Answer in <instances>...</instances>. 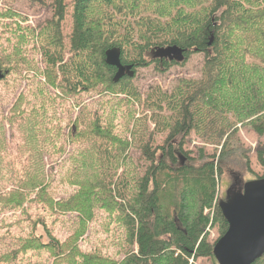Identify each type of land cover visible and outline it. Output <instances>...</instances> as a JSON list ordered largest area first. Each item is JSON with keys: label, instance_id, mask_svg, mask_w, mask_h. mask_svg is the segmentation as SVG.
<instances>
[{"label": "rangeland", "instance_id": "obj_1", "mask_svg": "<svg viewBox=\"0 0 264 264\" xmlns=\"http://www.w3.org/2000/svg\"><path fill=\"white\" fill-rule=\"evenodd\" d=\"M73 1L64 0L66 14L60 27L66 47L63 63L71 58ZM140 8L142 11L135 13L139 15L128 17L125 24L121 17H113L119 22L118 36H124L127 23L129 25V42L125 41L124 49L131 57L138 47L143 48L141 53L146 56L147 49L165 43L163 39L147 40L152 36L144 28L145 21L150 19V23L162 24L165 21L152 13L154 7L143 5ZM53 14L52 0H0V66L11 70L0 82V123L4 126L3 147H0V264H69V259L62 254L59 256L57 249L47 248L51 241L65 245L66 249L71 244V249L77 248L79 255H71L70 264H81V254L120 263L130 250L136 253V246L128 247L126 242L127 230L119 207L127 205V197L131 198L137 191V179L146 173L147 146L153 154L169 146L177 153L179 150L192 152V158H197V162L191 163L194 168L214 162L215 201L210 211L204 210V215L210 213V220L203 235L214 245L221 237L220 224L214 217L218 202L240 194L244 183L264 176V166L256 154L264 145V136L259 137L250 126L240 123L232 128L235 136L225 135L221 141L208 136L205 130L200 134L191 131L184 140L181 134L170 140L172 119L176 114L168 99L178 93L182 82L201 79L204 59L201 54L189 56L182 64L170 65L168 70L158 67L156 61H148L147 54L145 66L137 69L134 79L122 87L121 92L101 83L89 91L75 92L67 82L64 88L68 91L61 92L47 82V67L43 61V49L51 43V38L46 39L47 35L43 38L41 34ZM21 60L27 63L22 65ZM252 60L254 58L246 56L247 62ZM60 81L57 75L56 85ZM27 116L35 122H45V126L39 128V138L48 143L51 135H57L55 143L41 150L45 175H37L36 188L29 186L31 194L25 192L23 185L29 173L26 170L28 156H18L25 149L24 143L6 121ZM226 117L231 122L237 120L233 114ZM97 119L99 122H94ZM95 124L108 133L110 156L105 155L104 161L98 151L102 142L94 138ZM156 158L158 161L163 158L161 151ZM179 161L185 162L184 158ZM219 164L221 176L216 175ZM172 168L175 167L171 165ZM168 173H161L164 194L177 181L171 180ZM183 179L177 182L183 185ZM46 187L49 191L41 194L39 191ZM99 188L107 195L110 193L113 211L107 210L105 203L88 204L85 214L78 209H58L59 203ZM41 197L52 203V210L37 200ZM169 210L172 215V209ZM77 231L80 236L76 240ZM176 255L181 253L176 251ZM214 261L206 257L188 259L189 264H214Z\"/></svg>", "mask_w": 264, "mask_h": 264}, {"label": "trees", "instance_id": "obj_2", "mask_svg": "<svg viewBox=\"0 0 264 264\" xmlns=\"http://www.w3.org/2000/svg\"><path fill=\"white\" fill-rule=\"evenodd\" d=\"M52 5L54 14L41 34L43 38L46 35V39L51 38V43L43 49V61L47 67L45 77L51 86H57L65 93L68 91L64 88L66 82L75 92L89 91L101 83L121 92V88L134 79L137 69L145 66L147 54L148 61H156L158 67H164L165 70L170 65L184 63L191 55L201 54L204 58L201 79L182 82L178 93L168 99L176 114V118L172 119L170 140L178 134L183 139L191 131L200 134L205 130L208 136L210 134L221 141L225 135L235 136L236 132L232 128L235 129L240 123L250 126L259 137L264 136V0H74L69 37L71 58L66 63H63L66 47L60 34L66 14L64 0H52ZM143 5L154 7L152 13L165 21L163 24L159 21L150 23V19L145 21L144 28L152 36L147 37V40L163 39L165 43L147 49L146 56L141 53L143 48L138 47L135 56L131 57L124 49L125 41L129 42V25L127 23L124 36H118L119 22L113 17H121L125 24L128 17L142 11L140 7ZM172 47L184 51L185 60L182 63L172 61L173 64H166L152 59L154 51ZM110 49L120 51L121 65L132 66L135 74L133 78L124 76L114 82L117 69L105 61L106 52ZM246 56L254 60L247 62ZM26 63L25 60L20 62L22 65ZM0 68L6 72V77L10 69ZM57 75L61 80L58 85L55 83ZM227 114H233L237 120L231 122ZM6 121L12 130L15 128L24 143L25 149L18 156H28L26 170L29 173L23 185L25 192L31 194V189L36 188L34 181L37 175H45L41 150L55 143L57 135H51L48 143L39 138V128L45 126V122H35L28 116L11 117ZM3 130L4 126L0 123V147H3ZM94 131V138L102 142L98 151L101 152V161H104L106 156H110L108 133H104L98 124L94 125ZM74 134L77 136V132ZM71 138L74 139L73 135ZM261 146L256 154L264 166V145ZM159 151L163 154L160 161L156 158ZM145 156L149 166L145 175L137 179L136 193L131 198L127 197L126 206L121 204L119 207L127 230L126 242L128 247L136 246V253L130 250L120 263L107 261L97 255L81 254V264H189L188 259L198 257L214 260V245L209 244L204 237L210 220V213L204 215V210L210 211L215 201L214 162L194 168L191 163L197 162V158H192V152L179 150L177 153L170 146L159 148L156 154L147 146ZM181 158H184V163L179 161ZM171 165L175 168L171 169ZM216 168V175L221 176L220 164ZM163 171L169 172L171 180L184 178L183 185L175 181L169 192L164 194ZM45 191H49L48 187L39 192L42 194ZM109 196L110 193H103L101 188L96 191L91 189L57 206L61 211L78 209L85 214L88 204L105 203V208L113 211ZM37 200L52 210V203L45 197ZM218 205L214 217L220 224L222 236L228 225ZM79 234L80 231H77L76 240ZM46 246L57 249L59 256L62 254L66 260L69 259V264L72 256L79 255L76 247L71 249L72 244L67 249L65 245H57L54 241ZM176 251L181 255H176ZM214 264L217 263L214 261ZM253 264H264V255Z\"/></svg>", "mask_w": 264, "mask_h": 264}, {"label": "water", "instance_id": "obj_3", "mask_svg": "<svg viewBox=\"0 0 264 264\" xmlns=\"http://www.w3.org/2000/svg\"><path fill=\"white\" fill-rule=\"evenodd\" d=\"M152 59L182 63L184 51L175 47L159 49ZM106 64L117 69L114 82L124 76L134 77L132 66L120 63V51L106 52ZM6 72L0 68V82ZM219 208L228 229L213 246V257L217 264H253L264 255V178L244 183L240 194L229 196L219 202Z\"/></svg>", "mask_w": 264, "mask_h": 264}, {"label": "flooded vegetation", "instance_id": "obj_4", "mask_svg": "<svg viewBox=\"0 0 264 264\" xmlns=\"http://www.w3.org/2000/svg\"><path fill=\"white\" fill-rule=\"evenodd\" d=\"M161 62H165L166 64H173V62L169 63V61H161Z\"/></svg>", "mask_w": 264, "mask_h": 264}]
</instances>
